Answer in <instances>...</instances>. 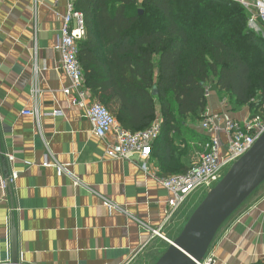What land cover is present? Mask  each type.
I'll use <instances>...</instances> for the list:
<instances>
[{
  "label": "crops",
  "instance_id": "0c3cea01",
  "mask_svg": "<svg viewBox=\"0 0 264 264\" xmlns=\"http://www.w3.org/2000/svg\"><path fill=\"white\" fill-rule=\"evenodd\" d=\"M65 11V0H0V264L11 263L12 231L19 264H146L165 249L166 236L183 229L201 194L164 224L170 196L159 182L169 177L161 158L106 157L110 137H95L85 105L63 94L70 81L55 48ZM34 109L36 116L22 114ZM207 113L249 116L214 91ZM188 143L186 170L201 144ZM13 173L14 183L2 189ZM158 229L165 240L152 235ZM207 254L213 264H264V184L224 223Z\"/></svg>",
  "mask_w": 264,
  "mask_h": 264
},
{
  "label": "trees",
  "instance_id": "16d2710c",
  "mask_svg": "<svg viewBox=\"0 0 264 264\" xmlns=\"http://www.w3.org/2000/svg\"><path fill=\"white\" fill-rule=\"evenodd\" d=\"M75 8L85 26L78 44L84 90L130 133L149 129L159 106L152 153L166 175L186 172L189 141H206L197 126L206 118L208 91L232 111L245 107L249 118L264 120V35L248 28L240 5L76 0Z\"/></svg>",
  "mask_w": 264,
  "mask_h": 264
},
{
  "label": "built area",
  "instance_id": "2783aa9c",
  "mask_svg": "<svg viewBox=\"0 0 264 264\" xmlns=\"http://www.w3.org/2000/svg\"><path fill=\"white\" fill-rule=\"evenodd\" d=\"M240 5L248 14L247 26L256 34L264 33V0H224ZM66 11L61 16L60 37L56 51L60 55L63 71L70 81V86L63 90L65 96L73 92V105H85V117L91 124L92 134L102 140L108 139L105 155L112 160L146 161L152 154V145L160 131V121L156 119L145 131L130 133L123 130L115 117L103 105L89 101L88 93L83 88L82 69L78 61V44L85 37L83 15L75 8L76 0H65ZM39 94L36 89L33 97ZM23 115L36 116L37 110L23 111ZM202 134L207 137L200 144L196 161L183 174L161 179L160 185L169 193L164 224L171 220L183 204L197 193L210 192L226 175L228 170L241 159L264 134V120L259 116L245 118L242 121L222 119L219 115H208L199 124ZM50 167L51 164L45 163ZM59 173L66 169L58 164L52 165ZM13 173L1 182L6 189L16 180ZM74 185H80L77 179ZM113 208V207H112ZM153 236L165 240L160 229L152 231ZM167 241V240H166ZM170 244L169 241H167ZM11 264V263H10ZM196 264H213V258L208 256Z\"/></svg>",
  "mask_w": 264,
  "mask_h": 264
},
{
  "label": "water",
  "instance_id": "95a60500",
  "mask_svg": "<svg viewBox=\"0 0 264 264\" xmlns=\"http://www.w3.org/2000/svg\"><path fill=\"white\" fill-rule=\"evenodd\" d=\"M156 94L157 92L153 90V95ZM263 183L264 134L206 194L178 237L169 244L155 264L201 262L220 228ZM11 253V264H19L14 231H12Z\"/></svg>",
  "mask_w": 264,
  "mask_h": 264
},
{
  "label": "rangeland",
  "instance_id": "374dc122",
  "mask_svg": "<svg viewBox=\"0 0 264 264\" xmlns=\"http://www.w3.org/2000/svg\"><path fill=\"white\" fill-rule=\"evenodd\" d=\"M262 35H264V33L262 34ZM209 92L210 91H208V93L207 94H209ZM264 184V183H263ZM197 194H201V195H199V196H201V199H200V202L205 198V196H206V193L203 191V192H201V193H197ZM197 194H194L193 196H191L189 199H187V201L183 204V206L180 208V210L181 209H183L187 204H188V202L190 201V200H192L193 199V201L194 200H196V199H194V198H197L198 196H196ZM200 198V197H199ZM198 201V200H197ZM200 202L198 203V204H200ZM195 204V207L196 206H198V204ZM194 209V208H193ZM193 211V210H192ZM181 230H182V228H180V226H179V228H178V231H177V233H175V237L173 236H171V237H167L166 236V238H167V240L171 243V242H173L177 237H178V235L180 234V232H181ZM168 246H169V244L168 243H166V246H165V249H163V250H161V251H157V252H155V253H151V254H149L148 255V262L146 263V264H155L156 263V261L161 257V255L166 251V249L168 248Z\"/></svg>",
  "mask_w": 264,
  "mask_h": 264
}]
</instances>
